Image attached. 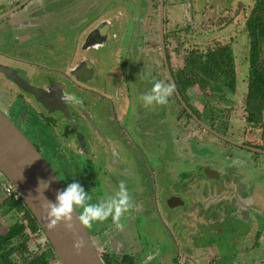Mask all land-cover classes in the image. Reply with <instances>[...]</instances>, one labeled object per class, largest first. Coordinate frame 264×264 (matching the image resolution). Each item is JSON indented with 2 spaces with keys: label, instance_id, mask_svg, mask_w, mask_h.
<instances>
[{
  "label": "flooded vegetation",
  "instance_id": "1",
  "mask_svg": "<svg viewBox=\"0 0 264 264\" xmlns=\"http://www.w3.org/2000/svg\"><path fill=\"white\" fill-rule=\"evenodd\" d=\"M159 4L0 0V110L63 187L79 182L90 203L125 183L121 227L111 217L86 226L105 264H264V157L253 154L264 155V120L255 129L248 101L239 120L237 98L183 84L199 71L191 51L205 45L189 25L171 23L166 0L162 31ZM155 81L172 92L165 104L145 106L140 97ZM125 140L148 160L149 179L133 176L118 147ZM234 158L262 176L233 168ZM7 180L0 264H61L24 201L4 192Z\"/></svg>",
  "mask_w": 264,
  "mask_h": 264
},
{
  "label": "water",
  "instance_id": "2",
  "mask_svg": "<svg viewBox=\"0 0 264 264\" xmlns=\"http://www.w3.org/2000/svg\"><path fill=\"white\" fill-rule=\"evenodd\" d=\"M161 30L164 31L165 0H159ZM105 26V25H102ZM173 81V80H172ZM0 170L14 185L20 198L36 218L49 239L61 264H105L75 209L72 228L63 222L54 228L47 226L46 200H55L63 185L55 172L25 133L0 110ZM54 176L47 189H37L38 181Z\"/></svg>",
  "mask_w": 264,
  "mask_h": 264
},
{
  "label": "trees",
  "instance_id": "3",
  "mask_svg": "<svg viewBox=\"0 0 264 264\" xmlns=\"http://www.w3.org/2000/svg\"><path fill=\"white\" fill-rule=\"evenodd\" d=\"M244 21V31L250 41L248 53V89L247 101L253 112L251 119L258 122L264 113V60H263V38H264V0H251L250 2L239 1L234 8H228L224 15H219L199 25L206 31L216 27L223 31L231 26ZM208 30H212L209 29ZM204 50L194 49L191 51V61L195 69L199 70L197 77L183 81L184 85L200 84L207 88H220L221 85L228 90L236 88V66L235 56L230 43L222 41L218 36L204 40ZM203 47H201L202 49ZM32 214V213H31ZM33 216V215H32ZM37 225L35 217H32Z\"/></svg>",
  "mask_w": 264,
  "mask_h": 264
},
{
  "label": "clouds",
  "instance_id": "4",
  "mask_svg": "<svg viewBox=\"0 0 264 264\" xmlns=\"http://www.w3.org/2000/svg\"><path fill=\"white\" fill-rule=\"evenodd\" d=\"M172 92L171 84H164L155 81L151 89L140 97L145 106L153 104H165L168 96ZM68 100L79 102L74 96H67ZM62 99L65 97L62 96ZM56 180L54 176L38 181L37 189L42 191ZM91 197L83 186L76 181L68 183L63 190L57 189L55 200H46V220L49 228H54L58 223L63 222L64 226L71 230L72 215L75 209H79L77 219L85 226H90L93 222H103L111 217L113 224L117 228L121 227L119 219L129 208V191L123 181L118 183V191L107 196L105 199L90 203Z\"/></svg>",
  "mask_w": 264,
  "mask_h": 264
},
{
  "label": "rangeland",
  "instance_id": "5",
  "mask_svg": "<svg viewBox=\"0 0 264 264\" xmlns=\"http://www.w3.org/2000/svg\"><path fill=\"white\" fill-rule=\"evenodd\" d=\"M244 2H250L251 0H241ZM142 2H145V0H142ZM198 5L200 6V8H202L201 6L203 5V1L202 0H198L197 4H196V8H199ZM173 6V5H171ZM175 6V4H174ZM199 8V9H200ZM173 8L171 7V10ZM170 10V11H171ZM172 14V18L170 17ZM194 14V13H193ZM176 15H180V10L179 8H177L176 6L174 7V11L169 12V20H173L176 18ZM192 14H190V12L187 13L186 18L181 21L178 20L176 22H180L181 25L182 24H186L189 25L191 31H192V36H193V40L196 41V43H202L204 42V40H208L211 39L214 36H218L222 41L230 43L231 39H229L227 37V39H224V32L222 33L221 31H218L216 29V27H208L206 26V31H204V29H202L201 27L199 28V25H202V23L194 16H192ZM213 19V18H211ZM210 21V19H209ZM180 25V24H179ZM179 25L176 26V28L179 29ZM175 28V29H176ZM212 29V30H208ZM181 30V29H180ZM218 31V32H217ZM229 36L230 35H234L235 37L233 38V47L234 48V54L236 56L237 59V63H238V67H239V76H238V83H237V91L240 93L238 96V101H240L239 106L236 108V111H234V113L239 114V118L240 120H244V117L246 116L244 111L245 108V102L247 101L246 97V92L248 89V83H247V74H248V53H249V47H250V41L248 38V35L246 34V32L244 31V21L243 19H241L240 24L236 25L235 27H232L229 31H227ZM205 34H207V36H205ZM210 35V36H209ZM229 41V42H228ZM194 44V43H193ZM195 45V44H194ZM201 45V44H200ZM231 45V43H230ZM184 56V55H183ZM181 57V56H180ZM263 60H264V56H263ZM246 62V63H245ZM244 63V64H243ZM238 111V112H237ZM264 120V113L262 114V118L261 120L259 119L258 121L263 122ZM238 121H235V123H233V126L237 124ZM258 122L254 123L253 127L255 129H259L260 125ZM250 126V125H248ZM257 131H255V134L259 137L260 133H256ZM130 142L128 143L126 140L124 143H118V147H119V151H121V153L123 154V157L125 159V161L129 164V166L131 167V169H133V176H140L143 178H147L149 179L150 175H151V168L149 165L148 160H146V158H144L143 156H141L140 151L138 150V148L132 143V140H129ZM261 142V141H260ZM225 145L226 148H230L233 147L234 148V154L235 156L238 157V154L243 152L241 151L239 148H237L236 146L230 145V144H222ZM149 151V150H148ZM255 156H259V157H264V155H260L258 153H253ZM149 156L152 158L153 154L151 153V151L149 152ZM82 162H84L87 157H83L80 158ZM153 159V158H152ZM231 165L233 166V168L235 167H239V169H247L249 171V178L252 179V177L256 176L253 179H259L260 176H262L261 174L263 173L262 170L259 169V167L254 166V169L250 170L251 168H249V166L244 162V161H240L238 158H234L233 162L231 163ZM139 170V171H137ZM264 179V178H262ZM137 183H135V185H137L138 187H141L143 184L146 183V180H140L139 177L137 179ZM149 196V195H148ZM151 200V198H149ZM161 205V204H160ZM162 208V205L160 206ZM156 231V230H155Z\"/></svg>",
  "mask_w": 264,
  "mask_h": 264
},
{
  "label": "crops",
  "instance_id": "6",
  "mask_svg": "<svg viewBox=\"0 0 264 264\" xmlns=\"http://www.w3.org/2000/svg\"><path fill=\"white\" fill-rule=\"evenodd\" d=\"M167 1V4L168 5H173V6H170L172 7L173 9L171 11H174V7L176 6L177 8H179L180 10V15H176V18L171 20L172 24L175 25L178 21V20H181L183 21L186 16H187V13L190 12V14H192V16L195 15V17L201 22H208L209 19L211 18H214L216 16H219V15H224L227 13L228 11V8H234L236 6V4L241 1V0H202L203 1V5L201 6L202 8H200V6L198 5V7L200 8H196V4H197V1L198 0H166ZM175 4V6H174ZM153 8H154V5H153ZM169 10V12H171ZM194 13V14H193ZM191 16V17H192ZM172 18V14L170 16ZM232 27H235V26H231L229 28H226L225 30L221 31L222 33L224 32V39L226 40L227 37L229 39H231L230 43H231V48H232V51L234 53V48L232 43H233V38L235 37L234 35H230L228 34L227 31H229ZM192 32V31H191ZM218 32V31H217ZM205 36H207V34H205ZM210 36V35H209ZM229 42V41H228ZM262 44H263V56H264V38H263V41H262ZM235 56V54H234ZM246 63V62H245ZM244 64V63H243ZM248 64V62H247ZM235 66H236V74H237V79H236V88L234 91H231V90H228L226 86L224 85H221L220 88L218 90H220L219 94H218V97L219 98H238L239 96V92L237 91V83H238V76H239V67H238V63H237V59H236V56H235ZM247 81V80H246ZM211 86V85H210ZM207 85V87H210ZM209 91H211V88H208ZM237 115V114H236ZM237 117V116H236ZM239 118V117H237ZM240 120V119H239ZM257 139H259V137L257 136L256 137ZM256 139V140H257Z\"/></svg>",
  "mask_w": 264,
  "mask_h": 264
},
{
  "label": "built area",
  "instance_id": "7",
  "mask_svg": "<svg viewBox=\"0 0 264 264\" xmlns=\"http://www.w3.org/2000/svg\"><path fill=\"white\" fill-rule=\"evenodd\" d=\"M4 176H5L4 173L0 170V178H4ZM2 187H3L4 192L7 195H9L13 198H19L20 197L19 194L17 193L14 185L9 180L5 181L3 183Z\"/></svg>",
  "mask_w": 264,
  "mask_h": 264
}]
</instances>
